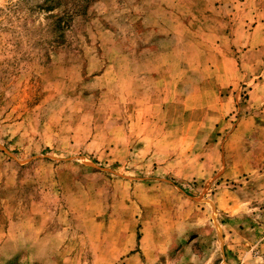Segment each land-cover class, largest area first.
I'll list each match as a JSON object with an SVG mask.
<instances>
[{
  "label": "rangeland",
  "instance_id": "obj_1",
  "mask_svg": "<svg viewBox=\"0 0 264 264\" xmlns=\"http://www.w3.org/2000/svg\"><path fill=\"white\" fill-rule=\"evenodd\" d=\"M0 264H264V0H0Z\"/></svg>",
  "mask_w": 264,
  "mask_h": 264
},
{
  "label": "crops",
  "instance_id": "obj_2",
  "mask_svg": "<svg viewBox=\"0 0 264 264\" xmlns=\"http://www.w3.org/2000/svg\"><path fill=\"white\" fill-rule=\"evenodd\" d=\"M261 26H263V25H261ZM257 27H258V25L256 27L254 26L253 29L256 30ZM260 82H263V78L260 80ZM227 86H228V84H227ZM228 166L230 168L229 167L227 169L225 168V173L226 174L231 172V166L229 165V163H228ZM238 167H239L238 174L237 175H229L230 178H232V176H233V178L234 177H238V175H241V173L243 171H245L246 169H249V168L251 169V171L250 170L249 171L251 172L250 174H252V175H255V173H258V174L260 173L259 165L258 164H254V162L251 161L250 159H247V161L239 162ZM234 180H236V179H234Z\"/></svg>",
  "mask_w": 264,
  "mask_h": 264
}]
</instances>
